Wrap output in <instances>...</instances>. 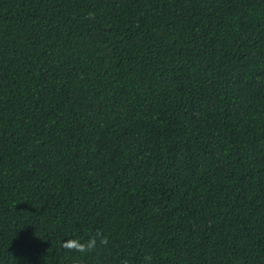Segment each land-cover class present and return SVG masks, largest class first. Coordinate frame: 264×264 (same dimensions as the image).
<instances>
[{"label": "trees", "instance_id": "obj_1", "mask_svg": "<svg viewBox=\"0 0 264 264\" xmlns=\"http://www.w3.org/2000/svg\"><path fill=\"white\" fill-rule=\"evenodd\" d=\"M0 264H264V0H0Z\"/></svg>", "mask_w": 264, "mask_h": 264}, {"label": "clouds", "instance_id": "obj_2", "mask_svg": "<svg viewBox=\"0 0 264 264\" xmlns=\"http://www.w3.org/2000/svg\"><path fill=\"white\" fill-rule=\"evenodd\" d=\"M96 238L90 237L87 240H81L79 237L68 238L62 241V246L66 249L74 250L81 254H85L96 246Z\"/></svg>", "mask_w": 264, "mask_h": 264}]
</instances>
